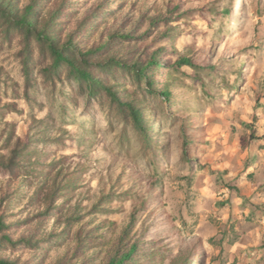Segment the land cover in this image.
I'll use <instances>...</instances> for the list:
<instances>
[{"label":"rangeland","instance_id":"1","mask_svg":"<svg viewBox=\"0 0 264 264\" xmlns=\"http://www.w3.org/2000/svg\"><path fill=\"white\" fill-rule=\"evenodd\" d=\"M32 3L36 29L91 63L160 50L157 94L99 73L158 147L150 160L105 99L50 75L35 36L27 73L25 33L0 14V258L108 264L134 244L125 264H264V0H0L19 17Z\"/></svg>","mask_w":264,"mask_h":264},{"label":"trees","instance_id":"2","mask_svg":"<svg viewBox=\"0 0 264 264\" xmlns=\"http://www.w3.org/2000/svg\"><path fill=\"white\" fill-rule=\"evenodd\" d=\"M35 3L28 5L26 11L22 16H17L11 10L4 8L0 4V14L3 19L9 23L10 26H15L24 31L27 43H26V55L27 59H24L25 70L28 68L29 60L31 59L32 51L30 39L35 36L37 42L40 44L43 52L47 51L50 55L51 63L47 69L50 75L58 74L62 69H65L67 81L74 83L81 93L84 95V100L89 104L91 101H97L106 105L112 114H115L122 124L123 130L126 133L127 129L130 128L133 133L138 136L139 140L145 144L148 148V156L150 160L155 159L156 151L153 147L156 143L152 141L151 137L152 128L149 118L144 113V107L137 103L136 98H124L122 93L116 89V85H108L104 78H100V71L106 74L111 72V69L116 67L122 72L128 73L134 79V84L137 87L136 91L151 94H157L154 88V81L150 76L149 72L154 67L160 68L165 66L160 58V50L154 51L149 57L142 61H136L133 63L128 62L125 59L112 58L107 62H92L88 58L93 51L90 50L85 53H77L75 48L69 45L60 46L58 41L50 36L46 28L37 30L35 24L31 21V11L34 9ZM71 50V54L69 52ZM177 66H190L195 67L196 65L192 61V58L187 56H180L176 61ZM28 73V69L26 70ZM55 75V76H56ZM160 101L170 102V92L163 91L160 94ZM112 117V116H111ZM156 145V144H155ZM187 145H185L186 148ZM189 145L188 147H193ZM189 149V148H188ZM188 149L185 151H188ZM136 249V245H131L128 252L112 257L108 264H125L130 259L131 255ZM188 259L185 258L182 264H188ZM0 264H19L16 261L0 258Z\"/></svg>","mask_w":264,"mask_h":264}]
</instances>
